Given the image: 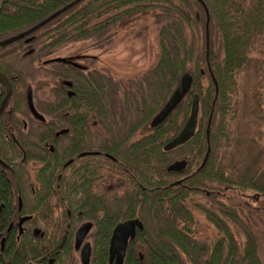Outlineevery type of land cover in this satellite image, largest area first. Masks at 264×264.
<instances>
[{
  "label": "trees",
  "instance_id": "16d2710c",
  "mask_svg": "<svg viewBox=\"0 0 264 264\" xmlns=\"http://www.w3.org/2000/svg\"><path fill=\"white\" fill-rule=\"evenodd\" d=\"M137 15H149L157 25L159 55L124 88L96 70L50 59L72 43L103 47L119 24ZM260 48L264 62V0H4L0 74L8 80L11 94L1 108L0 128L7 125L17 133L22 118L28 131L37 130L28 114L31 91L42 89L38 79L43 76L51 82L52 99L42 100L35 112L41 118L39 130L70 127L94 132L90 147L113 157V163L106 160L111 165H127L138 185L151 190L139 191L138 198L142 197L139 210L147 211L146 229L153 231L152 248L127 251L123 264H264L247 219L215 198L223 196V188L251 191L264 199V169L252 163L232 177L215 157L220 142L229 136L235 77ZM185 74L193 79L189 94L163 124L150 129L149 122ZM194 95L198 113L193 136L166 151L187 123ZM5 97L0 79V104ZM82 116H88L86 126ZM139 130L146 134L133 139ZM99 133L103 145L97 143ZM50 139L41 136V142ZM207 150L206 163L196 172ZM66 153L67 148L60 149L58 155ZM183 159L188 163L186 174L167 173L170 164ZM204 190L211 192L208 207L194 201ZM195 210L215 231L205 241L192 227Z\"/></svg>",
  "mask_w": 264,
  "mask_h": 264
},
{
  "label": "flooded vegetation",
  "instance_id": "af4514ba",
  "mask_svg": "<svg viewBox=\"0 0 264 264\" xmlns=\"http://www.w3.org/2000/svg\"><path fill=\"white\" fill-rule=\"evenodd\" d=\"M50 59L58 60L54 55ZM35 92L31 91L28 117L37 130L28 131L22 118L17 133L7 125L0 128V264H115L116 257L109 255L112 233L128 221H138L142 229L135 226L133 236L125 240L121 264L127 251L151 249L153 231L146 229L147 211L139 210L142 197L138 198L139 191L151 190L138 185L127 165H111L106 160L113 163V157L90 147L94 132L70 127L39 130L41 118L35 112L43 99ZM1 108L0 104V114ZM81 120L88 124V116ZM145 134L139 130L133 139ZM43 135L51 139L41 142ZM9 142L14 146L3 145ZM97 143L103 145V137ZM59 148H67L65 156L58 155ZM179 161L186 162L185 169L171 174H186L187 161ZM203 193L211 197V192ZM84 225L89 229L77 245L76 234ZM85 248L89 255L83 261Z\"/></svg>",
  "mask_w": 264,
  "mask_h": 264
},
{
  "label": "rangeland",
  "instance_id": "374dc122",
  "mask_svg": "<svg viewBox=\"0 0 264 264\" xmlns=\"http://www.w3.org/2000/svg\"><path fill=\"white\" fill-rule=\"evenodd\" d=\"M157 29L152 17L137 15L119 24L103 47L91 48L90 42L72 43L54 56L83 71L96 70L112 77L124 88L127 80L139 78L156 63L159 55ZM251 56L248 66L235 77L233 109L227 120L229 136L227 140L222 139L215 153L218 166L232 177L252 163L264 169V62L261 48ZM39 78L42 89L35 93H38V98L51 100L50 80L43 76ZM208 186L217 188L216 184ZM220 191L224 194L220 198L215 197L216 200L247 219L257 235L260 258L264 260V199L258 197L252 200L256 194L251 191H224L223 188ZM194 201L205 206L209 204L204 193L196 196ZM195 218L192 227L198 231L197 238L204 241L211 238L215 231L203 214L196 213ZM243 241L241 235L238 242L241 244Z\"/></svg>",
  "mask_w": 264,
  "mask_h": 264
},
{
  "label": "water",
  "instance_id": "95a60500",
  "mask_svg": "<svg viewBox=\"0 0 264 264\" xmlns=\"http://www.w3.org/2000/svg\"><path fill=\"white\" fill-rule=\"evenodd\" d=\"M4 0H0V12L3 6ZM0 79L4 82L6 86V97L1 103V107L4 105L7 97L11 94V86L8 80L5 78L4 75L0 74ZM193 79L190 75L185 74L179 81L178 85L176 86L175 90L166 101L164 106L160 109V111L152 118L149 123L150 129H155L161 124L165 122V120L172 114V112L181 104V102L186 98L189 94L191 86H192ZM216 89V85H215ZM197 113H198V97L196 95L193 96L190 115L186 125L184 126L183 130L173 138L166 146L165 150L169 151L178 146H181L188 142L194 134L196 122H197ZM209 127H210V119L208 120L206 126V138L208 139L209 136ZM209 150L206 151V154L202 160L200 169L206 163L208 158ZM186 167L185 161H176L167 167L168 173H180ZM176 185L179 182L175 183ZM137 226L139 229H142L141 224L138 221H128L122 224H118L112 233L111 241H110V250L109 255L111 258L116 257L115 264H121L125 255V240L128 236H133L134 227ZM89 229V225L82 226L77 234H76V243L79 245L82 240L84 239L87 231ZM121 246L120 250L118 248ZM89 252L87 249H83L81 253V258L83 261H86L88 258Z\"/></svg>",
  "mask_w": 264,
  "mask_h": 264
}]
</instances>
